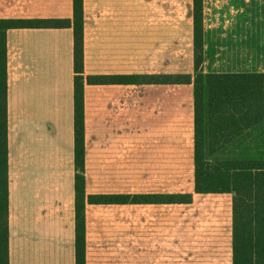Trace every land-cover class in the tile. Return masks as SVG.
Returning a JSON list of instances; mask_svg holds the SVG:
<instances>
[{
	"label": "crops",
	"instance_id": "crops-1",
	"mask_svg": "<svg viewBox=\"0 0 264 264\" xmlns=\"http://www.w3.org/2000/svg\"><path fill=\"white\" fill-rule=\"evenodd\" d=\"M83 9L86 264H232L233 195L195 190L194 85L94 78L194 73V0ZM0 19L73 21L74 0H0ZM203 30L205 73L264 74V0H203ZM7 48L10 264H77L74 28L10 29ZM248 141L264 154V121Z\"/></svg>",
	"mask_w": 264,
	"mask_h": 264
},
{
	"label": "trees",
	"instance_id": "trees-1",
	"mask_svg": "<svg viewBox=\"0 0 264 264\" xmlns=\"http://www.w3.org/2000/svg\"><path fill=\"white\" fill-rule=\"evenodd\" d=\"M84 0H74V19H0V264H10L9 114L7 33L15 28H64L75 32L76 259L86 264ZM195 4V72L94 77L111 84L194 85L196 193L233 195V262L264 264V159H252L248 141L264 121V74L203 71V0ZM91 78V77H89ZM194 194L140 195L136 202L192 203ZM104 197L91 196L100 202ZM124 200H126L124 198Z\"/></svg>",
	"mask_w": 264,
	"mask_h": 264
},
{
	"label": "rangeland",
	"instance_id": "rangeland-1",
	"mask_svg": "<svg viewBox=\"0 0 264 264\" xmlns=\"http://www.w3.org/2000/svg\"><path fill=\"white\" fill-rule=\"evenodd\" d=\"M251 140L254 142V136H252ZM252 148L255 149L253 151V155H252L253 158L252 159H254V160H256V159H264V154H261L260 153L262 151V149H259L257 151L256 148H255V145H252ZM184 163H187V162L184 161ZM195 198H196V196H195ZM193 201H194V196H193ZM204 206H205V209H210L211 206H212V201L208 198L207 199V203H205ZM215 253L218 254V256L216 257V260H222L223 261V264H228V262L226 261V259H227V257H226L227 252L225 250H223L221 252H215Z\"/></svg>",
	"mask_w": 264,
	"mask_h": 264
}]
</instances>
